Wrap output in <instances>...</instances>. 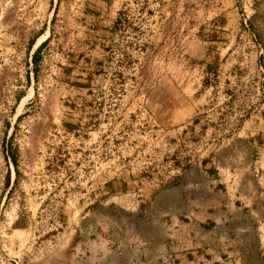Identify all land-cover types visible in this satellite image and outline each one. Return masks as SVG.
<instances>
[{
  "label": "rangeland",
  "instance_id": "rangeland-1",
  "mask_svg": "<svg viewBox=\"0 0 264 264\" xmlns=\"http://www.w3.org/2000/svg\"><path fill=\"white\" fill-rule=\"evenodd\" d=\"M115 225L264 264V0H0V264Z\"/></svg>",
  "mask_w": 264,
  "mask_h": 264
},
{
  "label": "crops",
  "instance_id": "crops-1",
  "mask_svg": "<svg viewBox=\"0 0 264 264\" xmlns=\"http://www.w3.org/2000/svg\"><path fill=\"white\" fill-rule=\"evenodd\" d=\"M104 231L103 235L108 239H100L98 244L86 242L80 245L92 256H68V264H195L194 259H198V256H171L167 252V242L157 241L150 234L128 232L119 225ZM172 231L185 236L189 228L179 224Z\"/></svg>",
  "mask_w": 264,
  "mask_h": 264
},
{
  "label": "trees",
  "instance_id": "trees-1",
  "mask_svg": "<svg viewBox=\"0 0 264 264\" xmlns=\"http://www.w3.org/2000/svg\"><path fill=\"white\" fill-rule=\"evenodd\" d=\"M44 42H45V40L42 41L37 47H35V49L31 53V61H32L33 65H35L37 62L39 50H40L41 46L44 44ZM11 160L13 162V157H11Z\"/></svg>",
  "mask_w": 264,
  "mask_h": 264
}]
</instances>
